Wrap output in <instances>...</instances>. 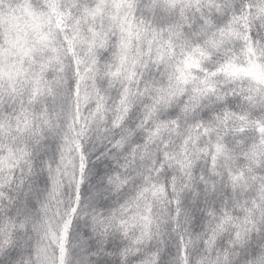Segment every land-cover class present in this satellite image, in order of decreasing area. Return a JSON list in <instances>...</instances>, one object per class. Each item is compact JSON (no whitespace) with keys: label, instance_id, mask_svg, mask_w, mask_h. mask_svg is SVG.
<instances>
[{"label":"snow or ice","instance_id":"snow-or-ice-1","mask_svg":"<svg viewBox=\"0 0 264 264\" xmlns=\"http://www.w3.org/2000/svg\"><path fill=\"white\" fill-rule=\"evenodd\" d=\"M0 264H264V0H0Z\"/></svg>","mask_w":264,"mask_h":264}]
</instances>
